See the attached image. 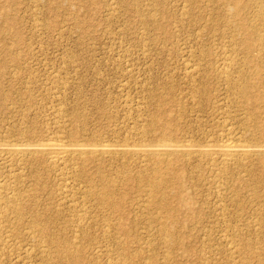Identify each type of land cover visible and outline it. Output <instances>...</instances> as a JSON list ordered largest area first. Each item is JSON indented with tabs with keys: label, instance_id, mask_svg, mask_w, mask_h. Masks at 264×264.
<instances>
[{
	"label": "rangeland",
	"instance_id": "1",
	"mask_svg": "<svg viewBox=\"0 0 264 264\" xmlns=\"http://www.w3.org/2000/svg\"><path fill=\"white\" fill-rule=\"evenodd\" d=\"M258 1L0 0V144L260 152L0 154V264H264Z\"/></svg>",
	"mask_w": 264,
	"mask_h": 264
},
{
	"label": "bare ground",
	"instance_id": "2",
	"mask_svg": "<svg viewBox=\"0 0 264 264\" xmlns=\"http://www.w3.org/2000/svg\"><path fill=\"white\" fill-rule=\"evenodd\" d=\"M257 6V17H261L264 16V0H259L258 4L256 2ZM256 7V6H255ZM241 9H239V7H236V9L234 10V13H238ZM233 12V11H232ZM233 14V13H232ZM251 14V13H250ZM234 15V14H233ZM238 15V14H237ZM253 17V16H251ZM256 17V18H257ZM257 18V19H259ZM262 18V17H261ZM260 18V19H261ZM264 19V18H262ZM261 19V20H262ZM251 21V20H250ZM264 21V20H262ZM241 26V25H240ZM254 26V25H253ZM229 27V26H228ZM245 27V25H244ZM243 29V28H242ZM252 29V28H251ZM258 33V32H257ZM254 43L250 42L247 40V38L244 40L243 42V48L246 51H250L252 50L251 48L253 47ZM224 54V53H223ZM235 55V54H234ZM232 56V55H231ZM229 57V56H228ZM231 60V59H230ZM224 61V60H223ZM228 62V61H227ZM230 64V63H229ZM223 66V65H222ZM192 69V68H191ZM228 71H226L227 73ZM242 73V72H241ZM239 74V73H238ZM240 75V74H239ZM244 76V75H243ZM228 77V76H227ZM237 78V77H236ZM230 79V78H229ZM239 79V78H238ZM236 79V80H238ZM242 79V78H241ZM240 79V80H241ZM232 81V80H231ZM236 81L233 83L235 84ZM238 83V82H237ZM236 83V84H237ZM240 83V82H239ZM230 84V83H229ZM235 87V85L233 86ZM237 91L241 94V95H245L247 92V85L246 82H242L241 84H238L237 86ZM231 88V87H230ZM236 89V88H235ZM235 92V91H234ZM59 114V113H58ZM233 130V129H230ZM143 131V130H142ZM227 131V130H226ZM229 131H227L228 133ZM236 132V130H235ZM226 133V132H225ZM226 133V134H227ZM232 133V131H231ZM230 133V135H231ZM223 135L221 134L219 136L218 139V143L215 144H211V142L209 144H205V146L203 147H199V148H194L191 144H175V143H163V144H159L156 145L154 147H145V146H135V145H130V144H124L122 145L120 148H112L109 147V145H102L100 147H96L94 149V147H92V149H84L81 146H68L66 144H64L62 141L59 140H51V141H47L41 144H36L32 147L27 146V145H16V144H0V154H5V155H10V156H14L15 154L21 153V152H45L47 153L49 159L54 163L59 162V161H64L66 160V158H68L69 156L73 155V154H84V152H100L102 154H107V153H124V154H131V155H136V156H145L148 154H154V155H158V156H163L165 157L164 159L166 160V158L174 153H180L183 155H197L206 159L208 162H210L214 167L216 166V168H223L227 165L230 164H237L239 161H241V158L252 154L254 152H256V148H252L250 146H247L245 144H238L235 142H233L230 137L228 135ZM234 134V132H233ZM233 134L231 136H233ZM237 134V133H236ZM235 136V134H234ZM241 136V135H240ZM239 139V138H238ZM187 140V139H186ZM189 142V140H188ZM185 143V142H184ZM242 143V142H241ZM245 143V142H244ZM31 145V144H30ZM73 145V144H72ZM140 145V144H139ZM255 147V146H254ZM87 148V147H85ZM258 149V148H257ZM259 150H261V153H264V146H262L261 148H259ZM258 150V151H259ZM257 153V152H256ZM260 153V152H259ZM257 153V154H259ZM94 155V154H93ZM255 155V154H254ZM251 156V155H250ZM123 158V156H122ZM133 158V157H132ZM142 158V157H141ZM199 158V157H198ZM247 158V157H245ZM169 159V158H168ZM243 160V159H242ZM63 163V162H62ZM146 164V163H145ZM238 163V167H239ZM243 164V163H242ZM59 165V164H58ZM236 166V165H235ZM241 166V165H240ZM229 167V166H228ZM237 167V166H236ZM146 168V167H145ZM217 171V170H216ZM220 171V169H219ZM222 171V169H221ZM225 172V170H224ZM225 178V177H224ZM216 184V183H215ZM220 185V184H219ZM68 192V191H67ZM218 194V193H217ZM85 196V195H84ZM219 198V197H218ZM15 200V198H14ZM85 200V199H84ZM9 202V201H8ZM16 202V201H15ZM12 203V202H11ZM75 204V203H74ZM13 205V203L11 204V206ZM16 205V204H15ZM219 205V203H218ZM11 208V207H10ZM14 208V207H13ZM12 209V208H11ZM221 209V208H220ZM222 212V211H221ZM260 224V223H259ZM168 232V231H167ZM169 235V234H168ZM224 236V235H223ZM227 236V235H226ZM225 236V237H226ZM233 237V236H232ZM227 239V238H226ZM231 241V239H230ZM226 243V242H225ZM234 243V242H233ZM232 243V244H233ZM230 245V244H229ZM228 245V246H229ZM233 251V250H232ZM168 256V255H167ZM107 262V261H106ZM109 262V261H108ZM116 262V261H115ZM122 264V263H121Z\"/></svg>",
	"mask_w": 264,
	"mask_h": 264
}]
</instances>
